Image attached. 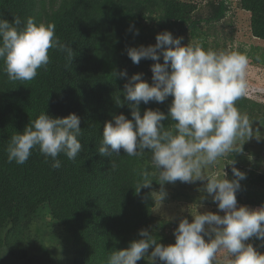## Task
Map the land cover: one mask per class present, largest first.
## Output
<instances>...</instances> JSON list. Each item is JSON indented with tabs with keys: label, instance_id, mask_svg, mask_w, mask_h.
I'll list each match as a JSON object with an SVG mask.
<instances>
[{
	"label": "trees",
	"instance_id": "trees-1",
	"mask_svg": "<svg viewBox=\"0 0 264 264\" xmlns=\"http://www.w3.org/2000/svg\"><path fill=\"white\" fill-rule=\"evenodd\" d=\"M236 1L248 15L251 36L264 42V0ZM199 12L197 5L180 0H0V18L11 23L19 17L21 28L29 17L37 23L55 24V35L70 46L73 57L49 49L47 67L38 69L36 78L25 82L9 81L0 61V249L4 247L8 255L0 264H107L112 251L142 239L138 235L142 229L157 241H165L167 235L175 237L184 212L198 208L192 206L194 201L203 205L205 212L224 215L204 191L206 181H176L163 186L167 195L163 201L180 210L179 215L176 213L175 223L167 221L159 228V214L154 215L158 204L151 193L159 192L161 186L151 153L146 150L134 157L123 149L110 157L97 153L105 122L120 114L131 119V102L123 95L131 76L143 74L142 79L152 84L150 66L156 61L142 59L134 64L126 49L155 45L156 35L169 31L174 38L183 37L185 45L197 43L216 51L208 40L215 38L216 24L223 19V0L208 3L204 26ZM158 62L163 63V58ZM125 71L127 77L121 75ZM250 96L237 100L236 107L250 119L257 110L258 127H252L253 137L248 140L245 136L247 142L241 145L236 142L235 151L209 165L205 174L210 177L211 169L220 172V161L227 167L229 180L236 179L233 168L246 172L236 193L237 207L259 209L264 206V162L255 159L264 143V100ZM172 99L169 96L163 103L147 105L142 102L141 115L146 109H158L167 116ZM42 112L53 118L69 114L80 118L81 153L75 161L61 153L58 169L51 167V158L45 162L38 148L23 165L9 163L6 148L11 136L22 133ZM161 123L171 129L175 122L169 118ZM145 170L152 174L153 185L137 194V182ZM218 177L223 178V174ZM45 206L55 228H60L69 242L68 249L62 246L66 251L58 248L66 256L60 261L52 256L56 250L45 247L46 240L36 236L41 231L39 212ZM225 255L217 254L218 264H223ZM137 264L149 263L141 259Z\"/></svg>",
	"mask_w": 264,
	"mask_h": 264
},
{
	"label": "clouds",
	"instance_id": "clouds-1",
	"mask_svg": "<svg viewBox=\"0 0 264 264\" xmlns=\"http://www.w3.org/2000/svg\"><path fill=\"white\" fill-rule=\"evenodd\" d=\"M21 23L19 17L11 23L0 18V61L9 81L35 79L38 69L49 63V49L72 57L70 46L55 35V24L37 23L31 17L22 28ZM183 39L164 31L156 35L155 45L126 49L134 64L142 59L156 61L150 66L152 84L142 79L143 74L131 76L123 92L125 100L131 102V119L120 114L106 121L97 153L110 157L123 149L134 157L147 150L161 186L159 192L151 194L160 207L166 183L206 181L204 191L224 215L205 212L192 215V222L182 219L173 233L175 243L167 246L142 229L138 235L143 238L130 242L126 249L112 251L107 264H137L150 248L147 258L151 264H218L217 254L222 252L226 253L223 264H264V254L246 243L252 238L264 242V206L237 207L236 193L245 174L235 168L236 179L232 180L226 178L224 170L223 178L205 174L209 165L235 151L238 138L253 137L249 118L236 107V101L248 91L249 59L238 51L205 50L197 43L182 46ZM161 57L163 63L158 62ZM121 75L127 77V72ZM169 96L173 99L167 116L158 109H146L141 115L142 102L163 103ZM120 101L117 105L122 107ZM169 118L175 123L166 129L161 122ZM80 123L76 114L53 118L42 112L22 133L11 136L6 148L8 162L23 165L35 148L46 163L51 158L53 169L61 167L57 159L61 153L75 161L82 151ZM151 175L144 171L137 182V194L152 187Z\"/></svg>",
	"mask_w": 264,
	"mask_h": 264
},
{
	"label": "rangeland",
	"instance_id": "rangeland-1",
	"mask_svg": "<svg viewBox=\"0 0 264 264\" xmlns=\"http://www.w3.org/2000/svg\"><path fill=\"white\" fill-rule=\"evenodd\" d=\"M180 1L190 4L193 3L199 7L200 10L199 13L202 12V16L200 18L202 20L201 26H204L206 24L205 19L207 18L206 10L208 7V3H210L211 1L218 2L219 0H180ZM223 7L225 9L223 19L216 24V27L218 28L217 33L216 35H214L215 38H210L208 40V44L210 45L211 48L216 47V51L229 50V51H238L240 53L246 54L249 59V66L247 70L248 91L247 94L242 98L245 99L246 97H249L252 94V96H250L249 99L257 98L264 100V98H262L264 97V95L262 94L264 93V42L257 40L251 36L249 29L248 15L246 14V12L240 9V5L238 4V1L223 0ZM182 46H185V43H182ZM249 99L247 98L246 102ZM247 106H250V104ZM244 114L247 115L246 113ZM252 115L253 117L251 119L249 117L250 115H247V117L249 118L252 127L257 128L258 127L257 121L259 118L257 110H255L252 113ZM261 136L264 137V131H263V135ZM243 139L246 140L247 142V139L245 137L238 138L236 141L237 145H241L242 143H244L245 141ZM263 146L264 143L262 144L261 150L258 153L259 157L255 159L257 161L264 162ZM245 152L248 153L247 156L250 155V151L247 150ZM250 159L254 160V157H250ZM220 162L218 163L222 166V169L220 170V172H218L215 169H211L212 175L210 177H218L219 173L223 174V170L224 172L225 170H227V167L225 165L223 167V161L221 163ZM245 171H247L246 164H245ZM195 205H198V208L190 211V213L188 211L184 212V218H187L189 222H192V215H195L197 213L203 214L205 212L202 209L203 205H201L197 201H194L192 206ZM179 212L180 210L178 209L174 210L172 204L166 201H163L161 207L159 204L156 205L154 215L159 214L157 216H159V220L161 223L158 225V227L161 228L163 226L162 223L167 221L175 223L176 213H178L179 215ZM37 223H38L37 225L41 229V231H39V233L36 235L37 238L41 239V241L46 240L44 243L45 247H50L51 250H56L52 254V256L59 257L60 258L59 261L66 258V256L62 254L58 248L59 246L62 247L63 245H65L66 248L68 249L67 246L69 242L67 238L62 235L60 228L58 230L57 228H55L48 207L45 206L44 209H42V211L39 212ZM174 226L175 224L171 225L172 228ZM24 237L26 236L24 235ZM167 237L168 238L165 241H158V243H161L165 246L175 243V237H172L171 235H167ZM246 243H251L257 249V251H259L261 254H264V246H261L262 244H264V242L252 238ZM63 249L66 251L65 248ZM151 251L152 249L150 248L148 253H146L145 258L142 259L144 261H147L149 264H151V262L148 260L147 257L150 256ZM61 256H63L62 259ZM7 257L8 255L6 253V250L4 247H2L0 249V261L6 260Z\"/></svg>",
	"mask_w": 264,
	"mask_h": 264
}]
</instances>
